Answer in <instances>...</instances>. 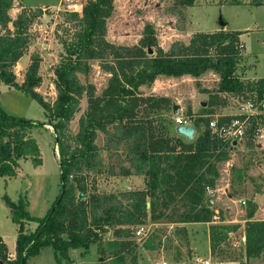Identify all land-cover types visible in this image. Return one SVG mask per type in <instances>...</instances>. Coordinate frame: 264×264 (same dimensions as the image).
Here are the masks:
<instances>
[{"label":"trees","instance_id":"1","mask_svg":"<svg viewBox=\"0 0 264 264\" xmlns=\"http://www.w3.org/2000/svg\"><path fill=\"white\" fill-rule=\"evenodd\" d=\"M250 3L264 5V0ZM193 5L195 0H173L172 7ZM12 7L13 0H0V83L27 94L44 108L58 146L60 191L42 218L30 215L25 196H20L17 202L3 196L10 218L17 225V235L16 257L11 260H7L8 247L0 239V264H25L29 254L47 245L53 248L57 264H74L70 250L81 249L80 256L84 257L93 244L102 256L110 252L109 264H127L123 260L128 251L126 242L116 238L105 241L103 234L122 225L129 230L131 226L144 224L147 218L175 224L210 223V252L214 254L240 226L215 221V208L206 204L208 191L215 189L219 178L218 163L230 159L233 145L232 137L217 130L236 117L248 116L246 131L249 129L252 136L264 125V112H257L218 116L217 130L209 127L211 116L215 115L211 107L224 102L222 95L245 97L253 107L264 99V78L241 79L237 72L244 56V43L240 39L244 31L223 28L196 31L187 42L175 40L164 49L153 24L146 23L136 43L117 44L107 38V21L114 11V0H87L80 12L63 13L61 33L57 36L63 53L53 68L56 97L47 101L36 91L42 81L38 73L39 57L32 56L21 83L13 70L29 47L31 25L44 13L43 9L20 6L11 17ZM149 48L152 54L148 53ZM93 61L109 74L99 95L91 82L83 83L79 78V74L88 75ZM208 71L216 73L219 80L212 89H201L199 78ZM183 75L196 78L198 91L210 94L202 115L194 118L188 107L183 117L192 120L194 126H202L192 140L177 134L171 119L161 113L172 111L169 97L145 95L139 89L142 85L150 86L158 77ZM83 95L86 108L79 116L77 132L72 133L69 123L80 110ZM43 124L8 115L0 109V177H15L21 161L41 165L33 131ZM98 132L106 136L103 149L124 147L125 154L118 153L127 163L122 175L142 176V189L125 190L118 196L99 192L95 181L88 184L90 174L103 171L101 148L95 143ZM80 193L85 198H79ZM249 205L250 224L244 234L246 257H264V220L252 219L256 205ZM25 220L38 223L35 232H24ZM115 232L120 235L122 230ZM142 247L157 248L150 238L143 241ZM134 258L133 255L129 264L137 263Z\"/></svg>","mask_w":264,"mask_h":264},{"label":"rangeland","instance_id":"2","mask_svg":"<svg viewBox=\"0 0 264 264\" xmlns=\"http://www.w3.org/2000/svg\"><path fill=\"white\" fill-rule=\"evenodd\" d=\"M86 1L13 0V7L9 12L11 17L17 14L20 6L43 9L44 13L31 25L29 47L13 70L17 82L21 83L26 67L32 61V56L39 57L38 73L41 75L42 81L36 91L47 101H53L56 97L53 68L60 61V55L63 53L62 45L57 38L61 33L63 13L65 11L80 12ZM234 1L239 3H233ZM172 5L173 0H114V11L107 21L108 40L114 43L134 44L140 38L144 25L151 23L155 27L159 44L164 49H168L175 40L187 42L189 35L193 32L214 31L220 28L222 19L228 22L229 29L248 30L243 37L247 56L252 59V63L259 62V71L264 72V5L256 7L250 3V0H195V6L192 7H172ZM221 28L224 29V27ZM108 77L109 74L99 67L97 61L92 62L91 70L87 76L79 74L81 82H91L95 86L97 95L101 94L105 88ZM179 83L161 88L174 93L171 94L170 99L180 108L183 107L184 113L194 98L205 99L206 105L210 101V94L200 92V89L198 91L194 81L188 79ZM199 84L201 89H212L215 84L214 77L210 75L200 80ZM179 86L181 88L178 89ZM198 93L204 95H198ZM221 97L227 106L225 105V109L219 105L210 106L216 113L211 116V119H217V113L221 112H227L230 115L242 113L240 107L246 104L245 97L232 94H224ZM85 108L86 96L83 95L80 99V110L75 113L69 123L72 133L77 132L78 119ZM0 109L8 115L44 123L42 127L33 131L41 153V165L33 166L30 160L21 161L15 177H0V239L6 243L9 250L13 251L16 243L17 225L10 218V211L3 196L7 195L13 202H17L20 196H25L27 211L30 215L44 217L60 191L59 154L55 132L48 124L44 108L36 100L13 87L0 83ZM205 110V106H198L195 113L201 115ZM161 113L171 119L173 129H175V115L172 111H162ZM199 129L201 131L202 127L199 126ZM259 129L255 136L250 135L248 129L242 139H236L238 143L232 150L231 162L225 166L226 169L229 168L225 171L229 174H225L223 183H228L229 188L223 193V197L228 202L227 205L219 208V212L215 211L214 220L240 226L229 234V238L216 248L214 254H204L210 244L205 235L210 225L207 222L202 224V227L198 226L187 230L168 220L151 221L147 218L146 222L142 224L144 231L141 236L136 235L139 225L131 226L129 230H126L127 226L122 225L109 229L106 234H103L104 240L116 238L126 242L125 247L128 251L123 260L127 264L130 263L133 255L136 264H153L157 260H166L168 264H199L204 260H209L210 264H264V257H246L244 237L245 230L250 224L247 222L249 220L247 213L251 207L249 203L256 205L253 218L264 220V197L263 201L259 200L262 204L260 210L253 200L256 193H261L264 196V125H261ZM95 143L101 148L103 171L96 175L90 174L87 179L89 185L95 181V188L99 192L114 193L118 196L122 191H133L144 187L142 176L122 175V168H125L127 163L118 156V153L125 154L123 146L118 150L103 149L106 136L102 132L97 133ZM262 165L263 167L260 168L259 166ZM124 179L127 187H122ZM119 199L126 203L124 197ZM241 200H244L245 203L243 204ZM221 217L224 219L223 221L220 220ZM24 223V232L26 233L28 231L35 232L38 226V223L34 221L25 220ZM116 229L122 230L120 235L116 234ZM189 233L192 235L197 233L193 248H190L189 241H186V236ZM148 238L152 239L154 245L157 246L152 251L142 248L143 241ZM80 251L81 249H72L71 253L69 252L74 264H100L102 262L109 264L110 262V252H106L104 256L100 255L96 244L91 245L89 253L84 257L80 256ZM12 254L15 259V251ZM25 264H57L53 248L49 245L41 247L39 252L26 257Z\"/></svg>","mask_w":264,"mask_h":264},{"label":"crops","instance_id":"3","mask_svg":"<svg viewBox=\"0 0 264 264\" xmlns=\"http://www.w3.org/2000/svg\"><path fill=\"white\" fill-rule=\"evenodd\" d=\"M193 6H195V5H193ZM260 6H263V5H256V7H260ZM188 7H192V6H188ZM227 25H228V22H226V25L224 26V29H226V30H234V29H229L227 27ZM220 28H217L216 30H219ZM238 31H244V33H242L240 35V39L244 43V57H242V60H241V62L238 65V70H237L238 74L240 75L241 79L256 80L258 78H264V72L259 71V68H258L259 62L256 63V64L255 63H252V59H250L247 56L246 46H245V42H244L243 37H244V34H246V32L248 30L247 29H242V30H238ZM189 37H190V35H189ZM117 44H121V43H117ZM243 66H244V68H242ZM210 75H212L214 77V82H215L214 86H215L216 83L218 82L219 78H218V75L216 73L212 72V71L206 72L202 77L199 78V81L200 80H203L204 78H206V77H208ZM188 79L189 80H192V82L193 81L194 82L196 81V78L191 77L189 75H183L181 77H168V78H166V77H158L150 86L142 85V86H140L139 89H140V91H142L146 95H148V94H154V95H157V96H165V97L171 98L172 97L171 94H174V93L168 91L167 89L166 90L165 89H162L161 87H166V86H169V85L170 86H172V85L174 86L176 84H180L179 82H181L182 80H188ZM179 88H181V86H179L178 89ZM179 91H181V90H179ZM194 93L197 94L196 91H194ZM199 94L200 95H204L203 93H198V95ZM196 99H197V101H196ZM196 99L195 98L192 99V101H191V103L189 105L190 106V109H191V111L193 113V117L194 118L197 117V116H200V115H197L195 113L198 110V106H205L206 107V101H205V99H203V98H196ZM204 103H205V105H204ZM223 103L220 104L219 107H221L222 109H225V107L227 106V103H225V101ZM187 109H186V111H187ZM240 110H242V113H245L246 115H254L255 113H257L255 110L247 109L244 106L243 107L241 106L240 107ZM180 111H181L180 116L181 117H184L185 116V113L183 112V107L180 108ZM242 113H240V114H242ZM223 115H230V113H227V112L217 113V116H223ZM188 121H190V123H192V120L189 119ZM199 126L202 127L200 124H198L197 126H194V135H193V138L196 135L199 134V132H200ZM259 130L260 129H258V131ZM237 143H238V140H234L233 139L232 150H234V148L237 146ZM232 150L230 151V159H228L226 161H221V162L218 163L219 178L217 180L216 187H215V189L208 191V195L209 196H213V205H212V207H216L217 206L215 208V211L216 212H219V208L221 206L227 205V202H228L226 200V198L223 197V193L228 190L229 184L228 183L225 184V183H223V181H225V178H224L225 174H227V175L229 174V172H227V173L225 172L227 169H229L228 167L226 169L225 166H227V164H229L231 162L232 154H233L232 153ZM224 164H226V165H224ZM263 165L262 166H259V167L261 168V167H263ZM141 188H143V187H141ZM227 197H228V195H227ZM263 197L264 196L261 193H256V196H254V199L253 200H254V202H256V204L258 206V210L261 209L262 204H260V201H263ZM241 201H244V200H241ZM244 203H245V201H244ZM224 216H226V215L224 214ZM252 219H255V218H252ZM255 220H260V219H255ZM205 223L206 222H186V223H179V224H177V226H180V227H183V228H186L187 230H189L191 228H197L198 226H201L202 227L203 226L202 224H205ZM205 235L207 236L208 241H209L208 229H207ZM187 236H188V239H187ZM187 236H186V241H189L190 248H193L192 247L193 246V242H194L195 238H197V233H194V235H192V234L189 233V235H187ZM142 248L144 250H148V251L154 250V249H150V248L149 249H146L144 247H142ZM14 251H15V248H14L13 251L8 249V252H10V254L14 253ZM70 253H71V250H70ZM204 254L205 255L206 254L207 255H210L211 254V252H210V244H209V247L207 248V250L204 252Z\"/></svg>","mask_w":264,"mask_h":264},{"label":"built area","instance_id":"4","mask_svg":"<svg viewBox=\"0 0 264 264\" xmlns=\"http://www.w3.org/2000/svg\"><path fill=\"white\" fill-rule=\"evenodd\" d=\"M263 50H264V42H263ZM257 104H258L257 107H253V104L251 102L246 101V104L244 106L247 109L255 110L256 112H264V99L259 101ZM259 107H261V108L259 109ZM247 119H248V116H246L245 118L236 117V118L232 119L229 124L220 126L218 130H217V128H218L217 127V120L212 119L209 122V127L213 130H217L218 132H220L221 130L224 131L222 135L230 136L234 140H236V139L240 140L245 135L247 125H248ZM174 124H175V126L179 125V124L189 125L190 121H188L187 119H184L180 115H175L174 116ZM227 130H231L230 135L226 134ZM241 202L244 204V201H241ZM143 231H144L143 225H140L136 230V235L141 236L143 234ZM11 259H13V255L8 253L7 254V260H11ZM153 264H168V262L166 260H162V261L157 260V261L153 262ZM199 264H210V263H209V260H204V261H201Z\"/></svg>","mask_w":264,"mask_h":264},{"label":"water","instance_id":"5","mask_svg":"<svg viewBox=\"0 0 264 264\" xmlns=\"http://www.w3.org/2000/svg\"><path fill=\"white\" fill-rule=\"evenodd\" d=\"M225 25H226V22L221 19L220 26L224 27ZM148 53L149 54L153 53L151 48L148 49ZM204 105H205V103H204ZM172 113H173V115H180L181 111H180V106L178 104H175V103L172 104ZM175 131H176L177 134L185 137L187 140H192L193 139L194 126L192 124H189V125H183V124L176 125L175 126ZM223 132L224 131H222V130L220 131L221 135L223 134ZM226 134L230 135L231 134V130H227ZM122 187H127L125 179L123 180ZM63 192H64V190L62 188L60 196L63 194ZM78 197L79 198H85V194H81L80 193L78 195ZM206 204H207V206L212 207V205H213V196L207 197ZM149 205L150 204L147 203L148 207H149Z\"/></svg>","mask_w":264,"mask_h":264}]
</instances>
